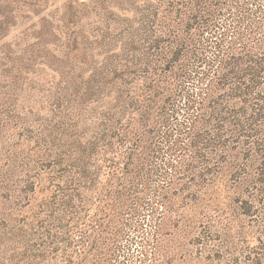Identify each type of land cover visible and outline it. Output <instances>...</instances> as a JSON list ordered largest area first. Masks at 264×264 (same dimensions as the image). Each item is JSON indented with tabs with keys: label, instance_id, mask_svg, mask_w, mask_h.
I'll return each mask as SVG.
<instances>
[{
	"label": "trees",
	"instance_id": "obj_1",
	"mask_svg": "<svg viewBox=\"0 0 264 264\" xmlns=\"http://www.w3.org/2000/svg\"><path fill=\"white\" fill-rule=\"evenodd\" d=\"M177 182L241 189L196 264H264V0H0V264L159 261Z\"/></svg>",
	"mask_w": 264,
	"mask_h": 264
},
{
	"label": "rangeland",
	"instance_id": "obj_2",
	"mask_svg": "<svg viewBox=\"0 0 264 264\" xmlns=\"http://www.w3.org/2000/svg\"><path fill=\"white\" fill-rule=\"evenodd\" d=\"M91 128H93V125H91ZM88 141H92L90 136L88 137ZM74 155L73 159L78 160L79 155L77 153ZM85 156L88 157V155ZM95 158L96 157H94V159ZM93 167L95 166L93 165ZM91 170L93 171L94 168ZM100 176L95 192H101L107 189H103V186L106 184V177H104L103 174ZM161 184L163 183L159 182L155 177L149 182V186L151 185L152 188L162 186ZM232 185V182H177V189L170 190V188H167L169 198L179 204V209L178 213L175 214H165V210L163 211L165 216L159 229L162 239L166 242L163 249V256L159 261H153L151 257H149L150 259L143 257L141 254L143 250V245L140 242L141 240L137 238L134 231L128 230L131 239H129V241L124 239L121 242V257L119 261L114 264H196L198 252L193 240L200 231L198 226L200 221H202V219H200L202 218L200 215L202 212H200L201 209L199 208L192 211L189 207L194 205L201 207L203 204L214 200L226 201L240 194L241 189L234 191ZM81 194L91 197V193H86L84 190L81 191ZM45 196L46 194H39L38 200ZM145 197L150 198L152 196L148 193ZM183 203L189 205L185 206ZM146 214L147 216H151V213ZM149 225L150 226L147 228L148 232L151 231L150 227L153 224ZM132 238H134L135 241H133Z\"/></svg>",
	"mask_w": 264,
	"mask_h": 264
}]
</instances>
